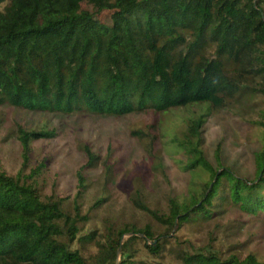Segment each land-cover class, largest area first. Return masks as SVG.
Wrapping results in <instances>:
<instances>
[{"label": "trees", "instance_id": "1", "mask_svg": "<svg viewBox=\"0 0 264 264\" xmlns=\"http://www.w3.org/2000/svg\"><path fill=\"white\" fill-rule=\"evenodd\" d=\"M259 81L264 0H0V109L125 117L203 105L174 140L189 159L186 171L211 175L190 202L171 199L168 215L133 201L162 225L160 232L105 221V232L86 233L92 213H83L81 200L87 170L101 157L83 147L87 161L69 209L66 197L43 192L48 161L30 164L34 145L56 139L57 131L13 122L23 162L11 174L0 161V264H264L254 252H238L240 244L224 252L210 240L197 249L176 235L188 224L215 222L229 207L264 221V148L248 180L224 167L221 144L208 159L202 131L211 110L238 102L246 90L264 93L247 84ZM262 119L257 125L264 130ZM155 128L131 135L153 142ZM104 165L109 183L113 165ZM89 247L97 254L86 255Z\"/></svg>", "mask_w": 264, "mask_h": 264}, {"label": "rangeland", "instance_id": "2", "mask_svg": "<svg viewBox=\"0 0 264 264\" xmlns=\"http://www.w3.org/2000/svg\"><path fill=\"white\" fill-rule=\"evenodd\" d=\"M83 8L91 10L86 4ZM247 84L258 91L264 88L261 81ZM205 108L193 105L161 114L102 117L88 113L68 116L26 112L6 106L0 109L4 123L0 130V161L11 174L21 169L20 147L11 134L13 122L34 130L55 129L58 137L50 142L36 143L30 160L32 167L48 161L42 177L44 194L54 192L66 197V206L72 209L78 192L77 173L87 161L83 147L89 145L101 157V163L87 170L89 190L81 205L84 214L92 213V220L86 233L105 232V221L118 228L150 227L160 232L162 225L137 208L133 201L140 198L151 210L168 215L171 199L180 204L190 202L193 191L200 193L199 185L211 180L206 171L196 174L186 171L189 159L174 140L181 136L188 121L202 114ZM263 114L264 93L249 90L238 102L224 109L211 110L202 130L208 159L213 161L216 148L221 144L224 167H231L242 178L255 179L256 156L264 148V130L257 125L263 120ZM151 124L156 126L155 141H141L131 135L133 131H146ZM106 161L114 170L109 183L106 182ZM102 199L106 200L99 206L98 201ZM234 209L229 207L227 215L212 223L188 224L176 235L197 249L209 244L210 240L216 242L215 248L224 252L231 245L240 244L238 252L242 255L254 252L259 260L264 259V221L242 216ZM240 222L245 224L240 225ZM97 252L96 248L89 247L86 255Z\"/></svg>", "mask_w": 264, "mask_h": 264}, {"label": "water", "instance_id": "3", "mask_svg": "<svg viewBox=\"0 0 264 264\" xmlns=\"http://www.w3.org/2000/svg\"><path fill=\"white\" fill-rule=\"evenodd\" d=\"M120 252H121V249H119V254H120Z\"/></svg>", "mask_w": 264, "mask_h": 264}]
</instances>
